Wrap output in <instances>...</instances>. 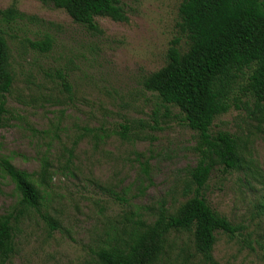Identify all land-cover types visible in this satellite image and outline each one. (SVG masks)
<instances>
[{"label":"rangeland","instance_id":"obj_1","mask_svg":"<svg viewBox=\"0 0 264 264\" xmlns=\"http://www.w3.org/2000/svg\"><path fill=\"white\" fill-rule=\"evenodd\" d=\"M121 1L128 21L97 17L102 34H92L52 5L0 0V10L13 6L33 17L2 28L13 83L0 116V157L31 175L41 197L37 208L20 205L0 171V216L12 214L14 227L6 264H99L101 249L122 247L153 225L160 206L173 215L186 200L204 147L178 109L165 117L142 86L166 63L182 0ZM44 35L53 46L39 53L30 43ZM236 94L239 109L219 116L211 130L234 135L241 168L226 176L215 168L204 193L241 229L216 234L211 256L215 264H264V107ZM156 108L161 128L150 129ZM123 125L129 139L119 136ZM152 264L208 263L191 231H171Z\"/></svg>","mask_w":264,"mask_h":264},{"label":"trees","instance_id":"obj_2","mask_svg":"<svg viewBox=\"0 0 264 264\" xmlns=\"http://www.w3.org/2000/svg\"><path fill=\"white\" fill-rule=\"evenodd\" d=\"M37 1L63 10L92 34H102L95 22L97 17L128 21L127 8L121 0ZM178 18L165 65L147 75L142 86L165 110V117L170 108L178 109L180 122L197 133L204 155L191 171L186 200L177 212L170 215L160 206L152 226L137 229L122 247L101 249L96 256L99 264H152L171 231H191L196 253L208 264H215L211 252L216 234L233 237L241 229L210 206L204 188L215 168L222 176L241 168L234 135L225 131L212 133L214 121L232 107L239 109L237 91L254 107H264V0H182ZM22 20L31 21L33 17L13 6L0 10V116L6 112L5 95L13 83L2 28ZM30 44L39 53H48L53 41L44 35ZM56 76L66 88L64 74L59 71ZM159 118L156 108L148 127L161 128ZM128 132L127 125L120 126L122 139H129ZM0 171L13 183L20 205L39 206L40 191L31 175L16 169L4 157H0ZM12 220V214L0 216V264H6L15 252ZM137 225L139 229L143 226L139 221Z\"/></svg>","mask_w":264,"mask_h":264}]
</instances>
